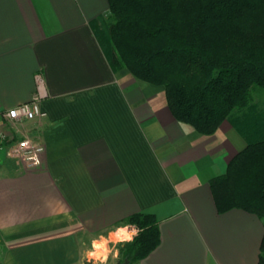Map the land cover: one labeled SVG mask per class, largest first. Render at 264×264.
<instances>
[{"label": "crops", "instance_id": "0c3cea01", "mask_svg": "<svg viewBox=\"0 0 264 264\" xmlns=\"http://www.w3.org/2000/svg\"><path fill=\"white\" fill-rule=\"evenodd\" d=\"M107 0H0V107L43 117L8 125L0 149V264H88L89 246L152 215L159 243L138 264H258L263 223L218 213L209 181L245 147L230 121L203 136L175 120L164 89L113 72L96 35ZM42 143L28 167L4 149Z\"/></svg>", "mask_w": 264, "mask_h": 264}, {"label": "trees", "instance_id": "16d2710c", "mask_svg": "<svg viewBox=\"0 0 264 264\" xmlns=\"http://www.w3.org/2000/svg\"><path fill=\"white\" fill-rule=\"evenodd\" d=\"M97 38L113 72L126 70L164 89L177 122L210 136L225 120L245 142L226 171L209 181L218 213L241 209L259 218L264 264V108L249 103L264 89V0H107ZM136 235L122 247L138 264L159 243L152 215L123 221Z\"/></svg>", "mask_w": 264, "mask_h": 264}, {"label": "built area", "instance_id": "2783aa9c", "mask_svg": "<svg viewBox=\"0 0 264 264\" xmlns=\"http://www.w3.org/2000/svg\"><path fill=\"white\" fill-rule=\"evenodd\" d=\"M35 82V93L29 101L17 104L8 109L0 107V120L12 126L22 120H32L45 115L40 107L41 100L46 96L44 81L40 74L35 75ZM6 139L7 132L0 125V149ZM44 151L45 147L42 143H38L27 137L17 140L4 149L6 156L18 158L28 167L39 166ZM134 230L136 231V228Z\"/></svg>", "mask_w": 264, "mask_h": 264}, {"label": "rangeland", "instance_id": "374dc122", "mask_svg": "<svg viewBox=\"0 0 264 264\" xmlns=\"http://www.w3.org/2000/svg\"><path fill=\"white\" fill-rule=\"evenodd\" d=\"M249 103L255 104L258 109L264 108V89L260 87H253L250 90ZM124 229L118 230L116 233L111 235L114 241L121 239V243L129 242L136 235L137 229L134 234H128L123 231ZM129 237L131 239L129 240ZM102 239V238H101ZM94 242V246H89V252L87 253V258L85 262L88 264H117V262L122 263L125 259L123 257L122 247L114 246V248H107V241L101 240ZM135 264V263H132Z\"/></svg>", "mask_w": 264, "mask_h": 264}, {"label": "water", "instance_id": "95a60500", "mask_svg": "<svg viewBox=\"0 0 264 264\" xmlns=\"http://www.w3.org/2000/svg\"><path fill=\"white\" fill-rule=\"evenodd\" d=\"M117 264H128V260L127 259H125L122 263H120V262H117Z\"/></svg>", "mask_w": 264, "mask_h": 264}, {"label": "bare ground", "instance_id": "6f19581e", "mask_svg": "<svg viewBox=\"0 0 264 264\" xmlns=\"http://www.w3.org/2000/svg\"><path fill=\"white\" fill-rule=\"evenodd\" d=\"M124 232L128 233L125 229L123 230ZM129 234V233H128Z\"/></svg>", "mask_w": 264, "mask_h": 264}, {"label": "clouds", "instance_id": "9594fccd", "mask_svg": "<svg viewBox=\"0 0 264 264\" xmlns=\"http://www.w3.org/2000/svg\"><path fill=\"white\" fill-rule=\"evenodd\" d=\"M131 239V237H129V240Z\"/></svg>", "mask_w": 264, "mask_h": 264}]
</instances>
